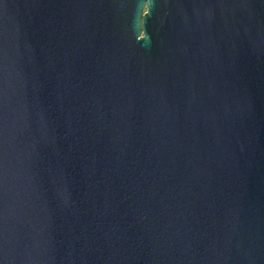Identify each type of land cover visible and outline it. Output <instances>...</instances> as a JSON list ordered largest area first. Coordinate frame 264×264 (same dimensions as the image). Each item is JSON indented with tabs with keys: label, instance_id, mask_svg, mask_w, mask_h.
<instances>
[{
	"label": "water",
	"instance_id": "1",
	"mask_svg": "<svg viewBox=\"0 0 264 264\" xmlns=\"http://www.w3.org/2000/svg\"><path fill=\"white\" fill-rule=\"evenodd\" d=\"M0 264H264V0H0Z\"/></svg>",
	"mask_w": 264,
	"mask_h": 264
}]
</instances>
